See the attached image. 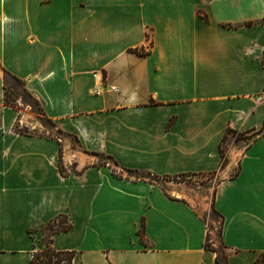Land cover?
I'll list each match as a JSON object with an SVG mask.
<instances>
[{"label": "crops", "instance_id": "obj_1", "mask_svg": "<svg viewBox=\"0 0 264 264\" xmlns=\"http://www.w3.org/2000/svg\"><path fill=\"white\" fill-rule=\"evenodd\" d=\"M263 57L264 0H0V79L50 123L0 94V264L58 216L72 264H263L264 133L221 145L264 130ZM183 175L218 180V235L209 199L157 181Z\"/></svg>", "mask_w": 264, "mask_h": 264}, {"label": "rangeland", "instance_id": "obj_2", "mask_svg": "<svg viewBox=\"0 0 264 264\" xmlns=\"http://www.w3.org/2000/svg\"><path fill=\"white\" fill-rule=\"evenodd\" d=\"M0 94H1V101L5 107L14 108L18 111H24L33 115L34 118H37L42 125H44L47 129H50V123L44 120L40 115L38 109V102L26 91L24 87V83L18 82L13 76L9 75L6 72L2 73L0 79ZM264 133V130H260L257 133H238V134H229L227 139H235V140H242L244 144L250 143L256 135H260ZM57 134V133H56ZM39 135L43 136H54L55 132L48 130V133L40 132ZM225 151V149H224ZM226 152V151H225ZM226 156V154H225ZM227 159V157H226ZM101 163V158L98 159ZM227 163V161H226ZM226 165V164H225ZM158 182L162 183L164 188L167 190L170 188H181L184 187L186 190L191 192L192 196L196 198H207L210 200V205L212 209V198L214 194L215 185L217 183V179L215 176H207V175H183L174 178H162L157 180ZM213 210H210L209 213V223L211 224L208 228L211 229L212 232H216L218 235L219 233V224L218 218L215 216ZM215 224V225H214ZM44 236L42 239L43 247L39 246L37 251H42L45 249V244L49 245L50 236L45 231L43 232ZM50 246V245H49ZM41 248V249H40ZM43 248V249H42Z\"/></svg>", "mask_w": 264, "mask_h": 264}, {"label": "trees", "instance_id": "obj_3", "mask_svg": "<svg viewBox=\"0 0 264 264\" xmlns=\"http://www.w3.org/2000/svg\"><path fill=\"white\" fill-rule=\"evenodd\" d=\"M262 65L264 67V57L262 60ZM15 78V77H14ZM18 82L21 80L15 78ZM36 101V100H35ZM39 112L43 115V111L40 106H38ZM229 134H238L236 131L231 129H227L225 134L222 137L221 145L225 143ZM220 157H221V167L226 164V156L224 148H220ZM61 174H65L62 168H60ZM213 210V209H212ZM214 214L216 212L213 210ZM71 225L67 222L64 216H58L57 218L53 219L45 228V231L49 234V245L45 244V249L42 251H34L31 255L30 264H72L75 258V251H56L51 246L52 244V236L69 230ZM209 246L208 244H206ZM264 264V260L262 262ZM257 264H261L259 260H257Z\"/></svg>", "mask_w": 264, "mask_h": 264}, {"label": "built area", "instance_id": "obj_4", "mask_svg": "<svg viewBox=\"0 0 264 264\" xmlns=\"http://www.w3.org/2000/svg\"><path fill=\"white\" fill-rule=\"evenodd\" d=\"M93 77L98 79L99 83H98V86L94 89V93L95 95H99L101 94L103 91H104V88H108L109 91L111 92H116L117 91V88L113 87V86H109V84H107L103 77L101 75H99L98 73H93ZM219 224V222H218ZM208 231L211 233V229L208 228ZM209 243V241H208Z\"/></svg>", "mask_w": 264, "mask_h": 264}]
</instances>
